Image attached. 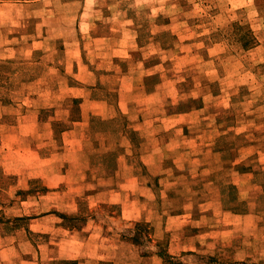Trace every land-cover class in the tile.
Returning <instances> with one entry per match:
<instances>
[{"label":"rangeland","instance_id":"374dc122","mask_svg":"<svg viewBox=\"0 0 264 264\" xmlns=\"http://www.w3.org/2000/svg\"><path fill=\"white\" fill-rule=\"evenodd\" d=\"M42 16L49 19L44 29L54 39L50 50H37L30 58L27 44ZM6 38L19 53L0 58V264H18L20 257L45 253L43 246L51 237L30 232V217L24 213L53 211L52 205L59 203L55 213L63 226L81 228L85 239L121 211L118 204L101 203L91 209L84 202L80 212H69L66 196L45 197L52 189L39 171L28 173L26 168L37 163L38 150L40 156L52 158L55 172L75 178L89 163L86 175L95 182L102 163L114 173L119 157L131 154L141 177L155 190L157 201L149 206L161 213L185 210L190 203L195 211L227 207L259 213V234L237 235L234 240L247 250L207 248L183 259L168 252L165 217L138 223L134 241L151 252V242L157 241L162 247L157 253L166 252L164 257L159 254L163 264H251L252 256L244 255L253 254L254 248L244 242L253 240L260 248L256 257H264V0H0V41ZM66 50L69 69L63 61ZM75 55L84 66L82 72L72 62ZM207 71L218 79L209 81ZM124 74L132 77L127 82L133 81L127 98L143 100L137 104L144 108L142 118L196 113L154 120L148 126L153 139L146 142L117 113L111 127L123 131V140L106 143L103 135L93 140L87 129L83 150H74L81 143L71 140L82 135L83 126L75 127L73 120L83 119V110H94L83 102L103 98L113 106L109 113L117 111ZM161 75L164 85L146 98L157 90ZM171 125L175 126L165 130ZM72 129L74 135L64 136ZM146 149L155 150L162 167L158 174L141 167ZM177 151L191 152L181 155L180 168L173 163ZM204 165L210 167L204 171ZM237 172L253 176L238 179ZM83 262L98 264L93 255Z\"/></svg>","mask_w":264,"mask_h":264},{"label":"crops","instance_id":"0c3cea01","mask_svg":"<svg viewBox=\"0 0 264 264\" xmlns=\"http://www.w3.org/2000/svg\"><path fill=\"white\" fill-rule=\"evenodd\" d=\"M48 21L49 19L42 16L41 20L37 22L35 34L32 35L30 42H28L29 44H27L28 51L26 54H28L30 58L37 50L48 51L51 49L50 44L54 37L49 33V30L44 29V26L50 25ZM257 48H259V46H257L256 49ZM17 52L19 53V47H16L13 41H8V38L4 41H0V58H14ZM65 54L63 61L67 62L65 68L69 69V51L66 50ZM72 62L79 67L81 72L84 70V66H82L78 55H75V59H73ZM211 73L212 71L205 72L208 80H217L218 78L212 77L210 75ZM161 77L163 78L160 82L161 85L159 84L157 86L155 92L150 94L146 93V98L158 94V89L162 88L165 83V75H161ZM131 78L126 74L121 78L123 81L119 90L120 98L117 111L114 108L115 111L109 113L113 106L103 98H89L87 101L85 100L86 102H83L82 105H84V103L87 105L90 104L94 110L85 112L83 110V119L78 121L73 120L75 127L77 125L83 126L82 135L71 140V144L81 143V146L74 150H83L82 142L87 129H89L88 135H90L93 140L99 139L98 137L100 135H103L102 138L105 139V142H109L110 140H123V131L113 130L111 127L112 122L114 120L117 121L115 118L117 113H119V116L125 117L132 123L134 129L138 132L140 137L145 139V142L149 139H153L154 133H149L148 126H153L155 124L154 120L165 122L177 117L184 118L183 116H192L196 113V110H194L184 114L167 115L163 119L155 118L154 120H149L147 117L142 118L140 112L144 108L137 107V104H140L143 100L135 98L132 100V96L127 98L128 95L131 94L130 91H132L133 88V81L127 82ZM82 82L84 84L86 83L83 80ZM147 108L149 107L145 106V110ZM91 115L95 117L88 128ZM156 125L161 126V124ZM174 126L175 125L165 127V130H170ZM102 128L103 130H97ZM70 134H75L73 129L64 132V136H69ZM160 144L161 143L158 142L157 146ZM208 145L210 144H207V146ZM127 146L131 147L129 142H127ZM72 148L73 146H71V149ZM157 149L159 148H155V150ZM155 150L146 149L143 152L141 155V167L150 170L151 173L155 172V174H158L162 167L157 165ZM40 151L42 150L37 151V163L29 165L30 167L26 168L29 169L28 173H31V169H34L35 172L39 171L40 176L42 174L46 187L50 190L52 189V191L46 192L47 194L44 195L45 197L52 193L55 197H58L57 195L66 196L68 198L67 201L71 204V210H69V212H80L81 205H83L84 202H87V206L89 204L91 209H97L101 203L118 204L121 205V211L118 215L111 216L110 221L105 223L96 234L91 232L85 239L83 238V231L81 228L63 226V219L58 213H55L56 210H60L58 209L59 203L52 205L53 211L49 209L44 213L34 215L24 213L25 216L30 217L28 227L30 232L49 235L51 238L43 246L45 253L42 254V256H38L35 252L31 256L20 257L17 262L18 264H56L60 260L79 261V264H84L83 259L87 255H93V259L95 258L98 264L107 262L111 264H163V260L159 256V253H157V248L160 249L157 241L153 240V242H151V249L154 248L151 252L145 249L147 247L143 246L142 249V245L136 243L133 239L138 223L151 222L159 217H165V231L170 236L167 246L168 252L172 255H178L182 259L188 254L192 255L197 253V251L207 248L215 249L219 247L220 250H227L229 247H235L236 250H247L249 247L243 246L241 242L234 245V240L237 238V235H251V237L255 238L259 234V213L254 209H251V211H242L238 209L230 210L227 209V207L219 209L207 207L202 211H195L192 203L188 205L187 209L177 212L161 213L157 208H151L152 206L149 205H153L155 201H157V196L154 193L155 190L148 185L147 180L141 177V173L138 172L137 166L131 161V154L126 157L125 155L119 157L114 173L113 171L109 173L107 167L102 163L104 161L101 160L102 167L100 169V178L98 182H95L89 181L86 175H89V163L85 164L83 167L86 172H83L75 178L71 176L72 174L67 172H55L53 170L52 158L50 156H40ZM127 151L131 150L128 149ZM209 151L212 152L211 149ZM107 152L108 151H105L104 153V159H106ZM190 153L189 151H177V159L173 160V163L175 162L177 167L180 168V159ZM181 155L183 157H181ZM191 160L192 162L197 161L196 158H191ZM187 161H189V159H187ZM239 162L240 160L237 161V163ZM73 164H75V162H73ZM74 167H76V165H74ZM209 167L208 165H204V171ZM118 174L119 176L122 174V177L120 176L121 179L114 182ZM237 175H239L237 176L238 179H251L253 176L252 173L247 172H237ZM30 180L31 176L28 177L24 184H28ZM70 196L74 198L71 197L70 199ZM190 199L193 201L192 197L189 198V200ZM244 244H252L254 248L253 254L247 253L244 255L252 256V260H249L251 264H259L260 260L263 261V256L256 257V255L260 253V248L255 244V240H253V243L244 242ZM39 248L41 249V247ZM8 249L10 248H6L5 250ZM35 251L37 250L35 249ZM255 261L258 262L255 263ZM184 262L189 263L187 261ZM221 264L244 263L233 262ZM261 264H264V261Z\"/></svg>","mask_w":264,"mask_h":264},{"label":"trees","instance_id":"16d2710c","mask_svg":"<svg viewBox=\"0 0 264 264\" xmlns=\"http://www.w3.org/2000/svg\"><path fill=\"white\" fill-rule=\"evenodd\" d=\"M160 246V245H159ZM161 247V246H160ZM162 248V247H161ZM165 250H163V249H161V251H159V254L162 256V257H164L165 256ZM181 264H183V263H181Z\"/></svg>","mask_w":264,"mask_h":264}]
</instances>
